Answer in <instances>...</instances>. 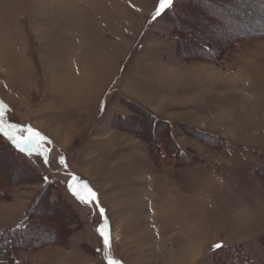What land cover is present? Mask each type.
<instances>
[{"label":"rangeland","instance_id":"374dc122","mask_svg":"<svg viewBox=\"0 0 264 264\" xmlns=\"http://www.w3.org/2000/svg\"><path fill=\"white\" fill-rule=\"evenodd\" d=\"M158 2L0 0V110L51 142L44 163L0 135V180L28 175L0 198V236L30 217L19 245H45L18 248L28 264H108L69 173L98 194L120 264H264V0H174L153 19ZM129 101L199 158L162 157L168 127Z\"/></svg>","mask_w":264,"mask_h":264},{"label":"snow or ice","instance_id":"6c2138e0","mask_svg":"<svg viewBox=\"0 0 264 264\" xmlns=\"http://www.w3.org/2000/svg\"><path fill=\"white\" fill-rule=\"evenodd\" d=\"M174 0H159L158 5L153 13V19L162 16L167 10L173 7ZM18 126L16 124H9L4 120L3 111L0 110V135L7 138L12 146L21 154L28 157L33 155V152H38L43 157V162L48 163L50 153L47 150H43L44 146L51 143L44 137L38 130L31 127L18 129L20 135H17ZM26 133V135H23ZM39 142V147L36 145ZM64 163L63 159L60 161ZM71 179L67 182V188L71 195L82 205L94 207L98 210L101 223L96 228L98 238L102 241V247L97 251H103L104 256L107 259L108 264H120V261L113 259L111 250V234L109 229V222L106 216L105 208L100 204L98 194L91 188V186L80 179V177L69 173ZM77 185L78 187H74ZM221 243L213 245V250L222 248Z\"/></svg>","mask_w":264,"mask_h":264},{"label":"trees","instance_id":"16d2710c","mask_svg":"<svg viewBox=\"0 0 264 264\" xmlns=\"http://www.w3.org/2000/svg\"><path fill=\"white\" fill-rule=\"evenodd\" d=\"M175 7L176 6L173 5V7L171 9H169V11L173 12L176 9ZM246 28H247V26L244 25V29H246ZM257 30L258 31H252V33L251 34L249 33V34L251 36L255 37V36H258V35H262L264 33V27L258 28ZM247 36H249V35H247ZM239 37H243L242 40L245 39L244 35L239 36ZM176 38L179 39L180 37H176ZM129 102L131 104L137 106L143 112L147 113L150 117H152V119H154V126L155 127L160 122L164 123L168 127V129H169V137L172 140V143L175 144V148L172 147L170 144H168L165 141H160V143H159L160 155L162 157H165V158H168V157H171L172 155H174V157L178 159V162L183 164L186 161L185 159L188 158V155H186V150L183 149L182 146L178 142H176V137L174 135V130H173L172 124L170 122H168V121L161 120L159 117H157L154 114H152L149 110H147L145 107H143L139 103L132 102V101H129ZM204 134L206 135V137L212 138V139L218 141L220 144L225 146V143L218 136L211 135V134H206V133H204ZM4 139H5V142L9 145L10 142L7 140V138L4 137ZM36 147H38V146H36ZM13 149H14V146H13ZM15 151H13L14 155L20 154L18 151H16V152ZM6 155L10 156V154H7V152H3V155L0 156V158L5 157ZM18 156L20 157V155H18ZM191 157L188 158V159L195 160L194 158H197V157L199 158V156H197V157L191 156ZM12 164L13 163L11 162V165ZM23 170H26V168H22L21 169L22 173H20L19 171H14L13 174H11V177H10V175L8 176L9 177L8 179L4 178V179L0 180V198H10L11 197L10 188L13 187L14 185H17V184L20 185V184L25 182V180L22 179V178H26V177H28V175H27V173L23 174ZM43 183H44L45 186H48V185H51L53 182L48 177L44 176L43 177ZM2 184L5 185V187H2ZM38 196L39 195L36 196V199L38 198ZM34 203H33V206L37 205V203L35 201H34ZM53 204H54V207H55L56 203H52V205ZM29 218L27 217L26 219H24L22 221L21 224L5 230L1 234V236H0V248H1L0 249V264H28L27 261H25L22 257H20L18 255V253H17L18 252V248L27 250V248L30 249L29 247H31L32 249H35L33 247L36 244L28 245V244L20 243V245H19V243L17 241L18 238H17L16 234L28 231V228H27V224L28 223L27 222L29 221ZM70 222L71 221H68V223H70ZM76 226H78V225H76ZM24 245H27L28 247H26V246L24 247ZM41 245L42 246H40V244H38L35 247H39V246L40 247H44L45 244H41ZM241 251L243 252V254L245 256V260H246L245 263L246 264H254V263H256L255 260L250 256L248 251H246L245 249H242Z\"/></svg>","mask_w":264,"mask_h":264},{"label":"crops","instance_id":"0c3cea01","mask_svg":"<svg viewBox=\"0 0 264 264\" xmlns=\"http://www.w3.org/2000/svg\"><path fill=\"white\" fill-rule=\"evenodd\" d=\"M166 121L170 122L172 125L174 124L173 121H169V120H166ZM252 206H253L252 208L254 209L255 213H260V214L264 215V195L262 197L258 198V199L256 198V200H255V202H254V204ZM250 219H251V217H250V215H248L246 220H250Z\"/></svg>","mask_w":264,"mask_h":264},{"label":"bare ground","instance_id":"6f19581e","mask_svg":"<svg viewBox=\"0 0 264 264\" xmlns=\"http://www.w3.org/2000/svg\"><path fill=\"white\" fill-rule=\"evenodd\" d=\"M245 17V16H244ZM186 27V26H185ZM38 128V127H37ZM101 201V200H100Z\"/></svg>","mask_w":264,"mask_h":264}]
</instances>
